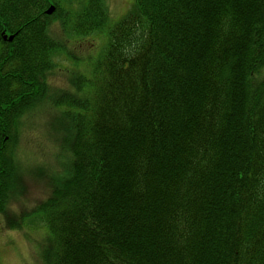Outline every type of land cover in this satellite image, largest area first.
<instances>
[{"label": "trees", "instance_id": "1", "mask_svg": "<svg viewBox=\"0 0 264 264\" xmlns=\"http://www.w3.org/2000/svg\"><path fill=\"white\" fill-rule=\"evenodd\" d=\"M33 1L0 0L2 229H43L39 264H264V0H133L112 24L104 0ZM54 22L106 36L67 89L47 82ZM41 104L55 166L17 214L19 127Z\"/></svg>", "mask_w": 264, "mask_h": 264}, {"label": "rangeland", "instance_id": "2", "mask_svg": "<svg viewBox=\"0 0 264 264\" xmlns=\"http://www.w3.org/2000/svg\"><path fill=\"white\" fill-rule=\"evenodd\" d=\"M132 3L133 0H104L110 18L109 23L119 21ZM73 7L77 8L78 5ZM49 32L60 41L62 50L55 58L56 67L48 75L47 82L54 90L71 88V80L77 76L90 75L92 62L105 47V33L98 32L87 37L72 36L68 35L57 22L51 23ZM41 106L42 104L29 110L23 116L19 127L21 138L16 156L19 167L18 182L22 191L12 200L10 206L17 214L29 212L36 203L48 195V186L36 169L42 168L47 172L48 167L55 166L58 147L49 124L53 112L48 106ZM44 179L46 182L45 177ZM3 226L5 221L1 219L0 264H39L38 248L46 232L41 228L31 227L28 222L21 230H4Z\"/></svg>", "mask_w": 264, "mask_h": 264}, {"label": "flooded vegetation", "instance_id": "3", "mask_svg": "<svg viewBox=\"0 0 264 264\" xmlns=\"http://www.w3.org/2000/svg\"><path fill=\"white\" fill-rule=\"evenodd\" d=\"M33 3H35V0L33 1ZM32 13H34L35 14V9L34 10H32ZM1 17V16H0ZM37 18V16H34V19L33 20H35ZM11 35H13V34H11V33H7L6 34V36H8V37H10ZM7 40H5L4 39V35L2 34L1 35V42H6Z\"/></svg>", "mask_w": 264, "mask_h": 264}, {"label": "water", "instance_id": "4", "mask_svg": "<svg viewBox=\"0 0 264 264\" xmlns=\"http://www.w3.org/2000/svg\"><path fill=\"white\" fill-rule=\"evenodd\" d=\"M52 12H53V7H50V8L46 11V14H47V15H50Z\"/></svg>", "mask_w": 264, "mask_h": 264}]
</instances>
